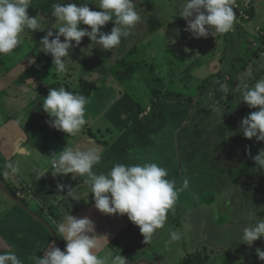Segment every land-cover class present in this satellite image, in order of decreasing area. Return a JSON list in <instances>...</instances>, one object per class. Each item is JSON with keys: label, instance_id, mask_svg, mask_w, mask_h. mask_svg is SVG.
I'll return each mask as SVG.
<instances>
[{"label": "crops", "instance_id": "1", "mask_svg": "<svg viewBox=\"0 0 264 264\" xmlns=\"http://www.w3.org/2000/svg\"><path fill=\"white\" fill-rule=\"evenodd\" d=\"M244 1L234 0V4ZM252 7L254 8L253 5ZM233 10L236 11L235 7ZM255 12L256 10L254 15ZM262 18L258 20L259 24L264 22V15ZM252 20L253 17L248 24H243L247 27L246 30L232 31L234 35L229 41L231 47L228 48V56L234 54V58H238L244 53L242 47L249 44L247 30L255 36V31L258 29L256 24L251 23ZM260 25L264 28V24ZM243 35L246 36L245 40L239 38ZM25 41L31 42L27 36ZM40 47L41 45H37L29 50L22 46L11 56L0 55V181L2 182L0 213L5 214L4 217L11 214L8 223L3 222L2 215L0 217L1 242L8 248L10 246L14 248L23 264H34L30 257H42L45 250L51 246L50 242L54 241L55 246L62 251L65 249L66 241L59 237V232L56 234L53 231L55 237H51L45 232L44 223L57 229V225L63 223L69 213L76 218L87 216L94 222L99 245L96 254L101 257L106 254L111 256L121 254L126 258L127 264H178L185 258L196 255L202 257V263L196 264H218L219 261L224 260L227 257L224 245H220L221 251L218 250L216 255V251L207 247L209 242L205 235L199 236L200 243H196L193 237L195 234L189 229L196 226L205 229L197 217L206 207L204 204L207 199L200 196L198 208L195 207L194 199L195 192L202 190V187H193L194 191L191 190L190 196L186 194L189 188L181 193L183 197L178 194L174 207L167 214L165 226L158 229L150 241L144 242L139 227L128 219L127 214L108 215L95 208L92 194L89 193L87 196L90 188L85 183L86 177L71 173L55 176L52 174L51 162L63 149L72 147L87 150L98 145L104 151L101 162L93 168L97 174H106L118 163L134 165L155 162L168 170L167 179L175 180L178 186L180 179H187L188 170L195 160L199 159L198 153L204 150V146L202 147V144L199 145L195 140L200 139L201 133L194 128L193 130L184 128L185 121H181L173 132L164 128L160 130L161 125L164 124L161 120L162 111L158 112V108L150 105H148L150 110L146 105L144 107L139 105L138 101L142 97L146 98V93L140 95L138 89L121 93L116 86L101 96L109 102L103 104L100 111L94 109V101L86 105L87 123L77 134L67 135L50 127L46 121L51 118L43 111L41 105L44 96L37 90L39 86L45 87L50 84L44 74L46 70L38 72L35 76L21 77L35 63L29 64V59L34 58L36 61L37 56L43 53ZM263 60L264 56L260 55V58H253L249 64L253 62L255 66V61H260L262 66L256 68L261 72L264 66ZM204 63L205 61H200L198 66ZM211 65L212 61L209 60L207 67ZM55 76L58 80L65 79L58 74ZM87 79L92 80L88 76ZM172 100L177 101L176 97ZM159 102L162 104L161 101ZM140 107L143 110L139 112ZM219 107L217 106L216 109L219 110ZM222 109L221 106V113ZM144 112L147 115L141 117L140 114ZM198 123L203 124V131H206L205 135L208 137V129L204 122ZM160 132H163L162 137ZM221 132L225 133V128L222 126ZM179 149H181V157H179ZM9 163L18 167L19 171L12 173L8 168ZM46 169L48 170L45 174L38 179ZM58 185H63V188H58ZM72 197L80 199L74 200ZM41 218L44 223L41 222ZM14 220L18 223L19 230L10 232ZM220 221L218 219L221 229L219 234L222 236L227 233L228 228L220 225ZM238 224L236 222V225ZM172 232L179 233L180 239L173 241L170 235ZM34 233L36 234L32 238ZM189 233L193 242L188 236ZM233 244L235 246L237 243ZM250 259H253L250 260L253 262L255 258L252 256Z\"/></svg>", "mask_w": 264, "mask_h": 264}, {"label": "rangeland", "instance_id": "2", "mask_svg": "<svg viewBox=\"0 0 264 264\" xmlns=\"http://www.w3.org/2000/svg\"><path fill=\"white\" fill-rule=\"evenodd\" d=\"M45 1L35 0L34 4L41 5ZM143 1L145 0H134L135 10L141 17L143 14L147 15V13H143L145 9ZM151 1L154 7L148 12L160 20L159 29L149 30L147 17L146 19L141 18L131 29V34L128 37H122L121 43L108 51L101 49L88 37H83L80 45L69 50V58H64L68 68L64 75L66 82L71 81V87L75 88L76 81L83 75L86 76L85 79L87 76L92 78L91 82L96 83L98 89L91 92L89 103L94 101V109L100 111L103 104L109 102L101 96L107 94L109 89L114 88L113 84L117 82L116 77L125 75L121 72L126 66L124 62L142 64L134 70L130 77L124 78L127 81L121 84L122 88L135 91L138 89L140 95L146 90L160 89V95L163 97L162 104L156 102L153 96L148 97L149 94L146 98L142 97L138 101L141 106H144L146 100L151 99L155 104L154 108H158V112L162 111L161 120L164 121V124L161 125L160 130L164 128L166 131L173 132L181 121H185L184 128L189 130L194 128L201 133L200 139L196 138L195 140L199 145L204 146V150L198 153L199 159L195 160L186 174L189 182L187 188L190 190L187 191L186 188L178 193L182 196L181 193L187 191V196H190L193 187H202V190L199 189L194 194L195 207L197 208L200 196L207 199L204 204L206 207L197 217L205 229H199L197 226L189 228L195 234L194 242L200 243L199 236L205 235L209 242L207 247L216 251V255L221 248L220 245H224L227 257L219 261L218 264H264V260H260L255 251L256 248L264 250V239L255 240L251 246L240 243L243 228L254 224L255 218L264 220V204H262L264 202V170L253 165L254 178L250 181L241 172L240 164L245 160V155L252 154L251 157H254L260 150L264 151V141H259L256 144L257 140L253 137L255 148L250 151L247 150L249 146L244 140L245 137L239 134L241 119L251 111L259 110V106L249 108L242 100L240 93L244 84L253 87L258 81L264 80V66L262 67L263 71L260 72L258 69L259 66H262L260 61H255L256 65L254 66L253 62L249 64V62L246 63V60L239 61L237 57L234 58V54L228 56V48L231 47L229 41L234 35L230 32L233 29L224 34L216 33L214 29H211V33L206 38H192L191 34L185 31L186 20L179 15L186 0ZM64 2L73 3L72 0H64ZM83 3H88L91 10H101L97 7L98 0H83ZM34 4L32 3V5ZM251 4L256 10L251 23L256 24V28L259 29L262 27L260 24H264V22L259 24L264 15V0H245L244 3L239 2L234 6L236 23H238V8L243 10ZM35 16L41 21L44 30L26 31L25 34H22L21 44L29 50L36 47L37 44L41 45V37L46 35L48 30L55 33V28L59 25V21H56L52 15L46 17L43 10H36ZM80 27L90 30V26L87 25L81 24ZM112 27L113 22L109 21L101 30L110 32ZM249 33L247 30L248 35ZM26 35L31 42L25 41ZM239 38L245 40L246 36L243 35ZM251 38L253 35L248 36L247 40ZM63 39L61 36V41ZM253 44L255 45L256 42ZM213 45L215 46L212 47ZM21 47L16 48L13 53L20 50ZM246 49L247 46L242 47V52L245 53ZM224 52L225 57L222 61L219 57ZM243 54L240 56L241 58L245 57ZM253 58L256 59V56ZM209 60L212 61L211 67H207ZM200 61H205V63L198 66ZM83 66L85 67L84 71H82ZM250 71L251 76H249ZM44 74L51 83L57 77L55 74L58 73L51 65ZM221 85L226 86L227 95L221 89ZM201 89L202 92H200ZM176 93L181 94L182 97L173 101ZM217 106H220L219 110L216 109ZM221 106L223 114L220 111ZM171 114L172 116H170ZM198 122H204L208 129V137L205 135L206 131H203V124ZM221 126L225 128V133L221 132ZM162 135L163 132H160L161 137ZM233 138H236V143L227 144ZM181 154V149H179V157ZM250 171L252 172L251 169ZM183 181L184 179H180L178 188L182 187ZM1 215V212L0 217H4L5 214ZM239 216L241 218H236ZM10 218L11 214L5 216L3 222L8 223ZM218 219L224 221V223L220 221V225H225L228 228L225 235L220 236L219 234L221 229ZM42 220L43 218H41V222L44 223ZM14 221L10 232L19 230L18 223L16 220ZM236 222L239 224L236 225ZM44 225L46 226L45 232L54 238L53 231L57 234V229L51 228L45 223ZM2 232L4 233V230ZM35 234H32V238ZM38 236L40 237V235ZM188 236L193 242L190 233ZM234 242L237 243L235 246ZM41 243L42 241L39 242V244ZM7 249L8 247L0 239V252ZM251 255L255 258L253 262H250L253 260L250 259Z\"/></svg>", "mask_w": 264, "mask_h": 264}, {"label": "clouds", "instance_id": "3", "mask_svg": "<svg viewBox=\"0 0 264 264\" xmlns=\"http://www.w3.org/2000/svg\"><path fill=\"white\" fill-rule=\"evenodd\" d=\"M32 3L33 0H0V55L12 54L20 46L22 34L26 31L44 30L41 21L28 12ZM97 7L101 10H91L88 3H65L59 0L53 4L51 15L59 21V25L55 33L48 30L41 37L40 50L45 55H51L52 65L61 77L68 71L64 58H69V50L80 45L83 37H88L91 42L108 51L118 46L122 37H128L131 29L141 20V15L135 10L134 0H98ZM233 9L234 0H186L179 15L186 20L185 31L192 38H206L211 29L219 34L233 29L236 20ZM109 21L113 22L110 32L102 31L101 28ZM81 24L90 26V30L80 27ZM34 62V58L29 59V64ZM221 89L228 94L226 86L221 85ZM240 94L249 108L259 106V110L251 111L241 119L243 136L264 141V80L258 81L253 87L244 84ZM88 103L84 95L60 87L48 89L41 105L51 118L46 121L50 127L67 135H75L87 123L85 114ZM146 115V112L140 114L141 117ZM103 151L98 145L87 150L65 148L52 160L50 169L54 176L71 173L86 177L85 183L90 188L87 196L92 194L95 208L108 215L127 214L128 219L139 227L144 242L150 241L157 230L165 226L167 214L174 207L178 193L188 187V180L185 179L182 187L178 188L175 180L167 179L168 170L155 162L134 165L118 163L106 174H97L93 168L101 162ZM253 161L260 170H264V151L260 150ZM8 168L12 173L19 171L12 163L8 164ZM57 187L63 188V185ZM57 231L59 237L66 241L65 249L62 251L55 246L54 241L50 242L51 246L42 257H30L34 264H127L121 254H106L103 257L96 254L98 236L95 234L94 222L87 216L76 218L68 213L64 222L57 225ZM242 231L240 243L251 246L255 240L264 239V220L255 218V223ZM170 235L173 241L180 239L179 233L172 232ZM255 251L258 258L264 260V250L256 248ZM0 264L23 262L10 246L0 252Z\"/></svg>", "mask_w": 264, "mask_h": 264}, {"label": "trees", "instance_id": "4", "mask_svg": "<svg viewBox=\"0 0 264 264\" xmlns=\"http://www.w3.org/2000/svg\"><path fill=\"white\" fill-rule=\"evenodd\" d=\"M35 0H33V4L35 3L34 2ZM57 0H46L44 3H42L41 5L39 4H34L32 6H35L36 8L30 6V8L28 9V12L30 15H34L35 16V13H36V10H43L44 14L46 17H49L51 16V9H52V6L54 3H56ZM73 3H76V4H82L83 3V0H72ZM143 5L145 6V9H144V12L143 13H147L146 14H143L141 18H145L147 17L148 19V24L150 26V29L151 31L154 30H157L160 28L161 26V22L160 20H157L155 18V16H151L150 13L148 12L149 10H152V7L153 4H152V1L151 0H145L142 2ZM33 10V11H32ZM245 10V13L248 15L247 18H244V17H240L239 18V22L236 23L235 21V25L233 26V32H236V30H240V29H244L246 30L245 28H247L245 25H243L244 23H247L250 21V19L254 16V8L252 6H249L248 8H244ZM34 12V14H33ZM156 20V21H155ZM237 26V27H235ZM264 28H261V29H256L255 31V36H253L252 40L250 39L249 40V44L247 45V49L245 51V53L243 54L245 57L244 58H241V57H238L239 61H243V60H246V63L251 61L253 59V57H261L264 56L263 55V50H264ZM233 32H230L233 34ZM263 32V33H262ZM251 35V33H249V36ZM28 37V35H26ZM25 36V38H26ZM231 36V35H230ZM228 40V39H227ZM253 42H256V44L254 45ZM39 45V44H37ZM224 53L221 54V58L219 57L220 60L223 61L224 59ZM124 64L126 65L124 69L121 70V72H123L125 75L123 77L121 76H118L116 77V84H113L114 82V79L111 81L113 86H116V88L120 89V92H125L127 91L128 89L124 90L122 88V85L121 84H124L127 80H124V78H128L132 75V73L134 72L135 69H138L140 67V64L139 65V62H131L130 64H127L124 62ZM52 65V57L51 55H45L44 52L40 55L37 56V59L35 61V63L31 66L30 69H28L21 77L23 78H27V77H31V76H35L38 72L40 71H45V70H48ZM138 66V67H137ZM85 70L84 66H83V71ZM117 72V70H116ZM119 72V71H118ZM56 78V77H55ZM86 76L84 77H81L79 78L78 81H76L77 83V87L75 88H72L71 87V81L70 82H66V79L64 80H58L57 78L54 80L53 83H50L48 85H46L45 87H41L39 86L37 88L38 90V93L43 95V96H46L48 94V89H51V88H60V87H64L66 90L68 91H72V92H78L82 95H84L85 97H87L88 99H90L91 95H92V91L95 90V89H98V86L96 83H93L91 82L92 80H87L85 79ZM123 81V82H122ZM87 85V87H86ZM128 87V85H127ZM203 89V87H202ZM202 89L200 90V92H202ZM146 93V97L148 95V97L150 96H153L154 97V100L156 102H159V101H162L161 99L163 98L162 95H160V89H152L151 91H144ZM176 100L179 99V97H182L181 94L179 93H176ZM160 99V100H159ZM147 103V104H146ZM146 103L144 105L148 106H152L154 107V102L150 99V100H146ZM160 104V102H159ZM140 105V104H139ZM144 107V106H142ZM140 107L139 108V112L143 110V108ZM149 107V106H148ZM147 109V108H145ZM239 134L243 135L242 134V131L240 130L239 131ZM240 135V136H241ZM243 137V136H242ZM245 142L248 143V149L247 150H250V151H253L254 150V139L251 138V139H248V138H244ZM236 138L234 139H231L227 142V144H234L236 143ZM259 141L256 142V144L258 143ZM252 154H250V156H247L245 155V160L244 161H241L242 163L240 164L241 165V172H243V174L246 176L247 179H249L250 181L253 180L254 178V161H253V157H251ZM250 169L252 170V172L250 171ZM1 182V181H0ZM2 184V182H1ZM253 185V184H252ZM251 185V186H252ZM253 187V186H252ZM251 188V187H249ZM262 204H264V202H262ZM200 258V255H196L194 257L190 256L188 258H185L184 260H182L180 263L178 264H196V263H202L201 262V258Z\"/></svg>", "mask_w": 264, "mask_h": 264}, {"label": "built area", "instance_id": "5", "mask_svg": "<svg viewBox=\"0 0 264 264\" xmlns=\"http://www.w3.org/2000/svg\"><path fill=\"white\" fill-rule=\"evenodd\" d=\"M235 6H236V4H235ZM240 17H244V18L248 17V15L245 13L244 9L243 10L242 9H238V20H239ZM263 55H264V50H263Z\"/></svg>", "mask_w": 264, "mask_h": 264}, {"label": "water", "instance_id": "6", "mask_svg": "<svg viewBox=\"0 0 264 264\" xmlns=\"http://www.w3.org/2000/svg\"><path fill=\"white\" fill-rule=\"evenodd\" d=\"M236 21V20H235ZM0 184H1V182H0ZM19 203H20V201H19Z\"/></svg>", "mask_w": 264, "mask_h": 264}]
</instances>
